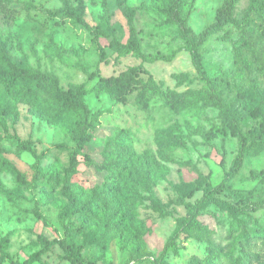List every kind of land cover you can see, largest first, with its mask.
Listing matches in <instances>:
<instances>
[{"label":"rangeland","instance_id":"374dc122","mask_svg":"<svg viewBox=\"0 0 264 264\" xmlns=\"http://www.w3.org/2000/svg\"><path fill=\"white\" fill-rule=\"evenodd\" d=\"M3 1L18 12L12 25H0L3 67L12 73L48 76L43 88L49 103L52 78L63 90L72 85L89 90L100 78L130 67L141 68L144 83L159 86L170 100L152 94L148 107L140 109L132 102L137 90L125 101L105 92H86L82 100L98 116V124L90 130L76 170L67 175L80 110H34L17 102L0 83V241L8 236L12 259L72 264L59 245L43 249L41 240L42 236L61 238L64 221L82 245L83 264H236L237 259L242 264H264V239L258 235L242 239L235 228L243 221L249 230L256 229L247 217L230 215L212 204L198 216L203 229L181 235L164 260L156 262L179 219L188 216L186 203L195 204L203 193L202 189L185 193L182 202L176 186L192 181L201 187L218 183L237 151L236 138L219 130L218 109L202 105L209 88L196 73L177 25L168 22L176 0ZM222 2L181 0L178 9L189 13L187 24L199 33ZM249 4L250 0L236 3L237 21L228 26L233 39H239L236 24ZM124 6L131 9L142 52L169 60L145 62L132 55L117 56L112 38L125 43L130 36ZM248 28L250 37L242 46L248 70L239 65L223 31L211 35L201 53L222 100L234 115L246 117L241 125L252 142L261 119L248 115L239 95L264 98V11L251 14ZM181 74L192 80L179 78ZM121 131L125 137L119 136ZM110 142L134 153L127 177L117 176L106 157ZM38 160L49 170L47 174L37 176ZM260 170H264V149L246 156L221 196L232 201L238 194L252 192L264 201V182L250 178ZM70 192L77 196V208ZM89 199L96 207L86 211L81 206ZM35 206L45 222L34 214ZM252 214L264 229V206ZM0 264L12 263L0 258Z\"/></svg>","mask_w":264,"mask_h":264},{"label":"trees","instance_id":"16d2710c","mask_svg":"<svg viewBox=\"0 0 264 264\" xmlns=\"http://www.w3.org/2000/svg\"><path fill=\"white\" fill-rule=\"evenodd\" d=\"M77 1L82 3V0ZM237 1L238 0H223L221 5L216 9L214 19L199 33H195L187 24L189 13L186 12L181 14L179 12L178 7L181 0H176L171 17L168 19V22L177 25L179 34L184 41V48L189 53L191 63L196 73L209 88V94L203 97L202 105L206 107L212 106L218 109L221 118V126L219 127V130L225 134L230 133L231 136L236 138L237 151L229 168L225 171L224 176L218 183L212 185L210 182H207L204 187H201L197 182L192 181L184 183L182 187L176 186V191L182 202H184L185 193L192 195L199 189H202L203 193L202 196L197 199L195 204L186 203L189 207V214L188 216L179 219L177 222L175 229L165 242L159 258L156 259L157 263H161L164 260L169 248L175 244L181 235L188 234L192 230L203 229L198 216L206 206L211 204L216 205L230 215L247 217V220L250 221L256 229L249 230L245 222L238 221L235 228L239 231V237L242 239H251L257 235L264 239V229L256 222L254 215L252 214L264 206V201L261 198L256 197L252 192L238 194L232 201L221 196L222 193L225 194L227 192L229 182L238 175L246 156L252 151L257 154L264 149V136L262 135V133L264 134V98H255L244 94L239 95L241 96V104L247 110L248 115L250 117L261 119L260 131L257 139L249 142L248 135L243 131L241 125L246 117L234 115L230 107L222 100L212 77L209 76L204 68L201 53L202 45L210 38V36L223 31L234 47L235 56L239 65L248 70V64L243 58L242 46L245 39L250 37V29L248 28L250 16L252 13L261 14L264 11V0H250V4L242 13L239 24H236L239 39H233L228 26L237 21L236 17L233 15ZM122 10L127 17L130 36L125 43L119 41L116 37L112 38L113 47L117 56L126 57L132 55L145 62L169 60L170 58L164 55L156 54L154 56H148L142 52L140 48V39L133 25L131 9L124 6ZM82 12L83 10L81 13ZM17 15L18 12L15 8L9 7L3 0H0V25H12ZM140 72H142L141 68L130 67L118 75L100 78L89 90L77 85H72L68 90H63L58 87L57 79L52 78L51 82L53 88L49 92L52 101L49 103L47 101L48 94L43 88V83L48 80V76L39 72L23 75V73L20 74L5 71L3 62L0 59V83L6 91L14 95L17 102L27 103L37 111L54 107L58 111H69L73 108H78L80 110L81 120L77 127L78 133L75 139V147L69 154V165L65 170L67 175H70L76 170L78 162L77 158L79 155H82L85 144L90 140V130L98 124V116L94 114L90 107L82 100V96L86 92H94L96 94L105 92L117 101H125L128 98V94L137 90L133 95L132 102L140 109L148 107L149 97L152 94H159L166 98L167 102L170 103L168 94L157 85L150 87V85L144 83L143 77L139 75ZM179 78L186 81L192 80L190 77L182 74L179 75ZM119 136L125 137L124 131H121ZM117 140H119L118 137ZM19 144H21L23 148L25 147L24 143ZM133 155L134 153L132 149H117V145L113 142H110L107 145L106 157L111 163L117 176L123 175L124 177H127L128 170L131 166L129 163L133 160ZM223 161L224 157L222 158V162ZM126 162H128V164H126ZM95 165L101 167L98 163H95ZM35 170L37 176L47 174L49 171H46L41 167L40 160L36 163ZM17 177L21 182H25L22 174L18 173ZM250 178L264 182V170L258 172L253 171L250 174ZM69 196L72 205L77 208L79 203L77 196L71 192L69 193ZM81 207L86 211H90V207L95 208L96 203L92 199H89ZM33 212L36 217L45 222V218L39 211L38 206L33 208ZM62 230L63 236L61 238L48 239L45 236H42L41 240L44 243L43 249H48L57 244L62 249L64 257L68 261L72 264H83L81 258L82 245L75 242L73 237V227L62 221ZM8 241V236H5L0 241V258H7L12 264H29V259L23 260L22 262L18 260L14 261L12 259L7 251ZM234 261L236 264H242L240 259Z\"/></svg>","mask_w":264,"mask_h":264}]
</instances>
